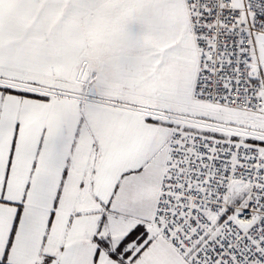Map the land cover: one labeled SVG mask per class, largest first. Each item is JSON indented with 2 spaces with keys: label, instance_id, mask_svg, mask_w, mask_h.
Wrapping results in <instances>:
<instances>
[{
  "label": "snow or ice",
  "instance_id": "6c2138e0",
  "mask_svg": "<svg viewBox=\"0 0 264 264\" xmlns=\"http://www.w3.org/2000/svg\"><path fill=\"white\" fill-rule=\"evenodd\" d=\"M0 264H264V0H0Z\"/></svg>",
  "mask_w": 264,
  "mask_h": 264
}]
</instances>
